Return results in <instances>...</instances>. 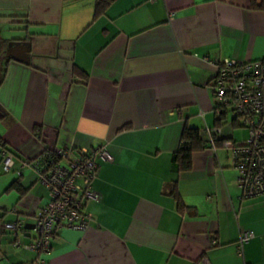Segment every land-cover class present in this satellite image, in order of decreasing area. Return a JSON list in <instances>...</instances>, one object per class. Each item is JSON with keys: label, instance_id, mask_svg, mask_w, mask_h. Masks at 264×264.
<instances>
[{"label": "crops", "instance_id": "crops-1", "mask_svg": "<svg viewBox=\"0 0 264 264\" xmlns=\"http://www.w3.org/2000/svg\"><path fill=\"white\" fill-rule=\"evenodd\" d=\"M96 1L0 0V18L23 24L20 37H0L4 52L14 41L27 49V61L0 62V138L15 155L9 172L0 168V264L37 257L22 244L48 200L17 158L98 145L111 160L98 162L88 227L59 230L45 264H264V194L242 197L230 150L219 142L214 153H193L187 172L171 161L184 127L216 122L215 66L204 57L264 61V9L250 0H108L96 12ZM245 231L254 237L239 253Z\"/></svg>", "mask_w": 264, "mask_h": 264}, {"label": "built area", "instance_id": "built-area-1", "mask_svg": "<svg viewBox=\"0 0 264 264\" xmlns=\"http://www.w3.org/2000/svg\"><path fill=\"white\" fill-rule=\"evenodd\" d=\"M152 1V0H150ZM215 66V74L208 87L213 100L216 117L232 113L231 123L246 130V137L234 142L223 140L220 127L204 126L202 135L207 148L215 152L217 141L230 150L237 170V185L243 198L264 194V61H240L235 58L208 59ZM231 140V141H229ZM20 169L34 170L47 191L48 200L36 212L28 243L17 241L23 248L37 254L24 264H45L50 251V241L61 229L85 230L91 219L85 204L97 200L92 187L99 161H110L111 156L104 145L91 149L73 147H49L33 159L17 158ZM15 164V155L2 149L0 168L9 172ZM1 227L16 233L18 223H2ZM251 231L241 234L237 249L253 238Z\"/></svg>", "mask_w": 264, "mask_h": 264}, {"label": "trees", "instance_id": "trees-1", "mask_svg": "<svg viewBox=\"0 0 264 264\" xmlns=\"http://www.w3.org/2000/svg\"><path fill=\"white\" fill-rule=\"evenodd\" d=\"M108 4V0H97L96 1V12L102 9L105 5ZM250 7L255 10H261L264 9V0H250ZM6 114L4 111L0 109V119H4ZM225 117L222 116L216 117V122L214 124V127H220L221 128V119ZM235 126V124L233 125ZM240 127V126H238ZM34 134L38 137H40V127L35 126L33 128ZM223 140H228L231 139L234 142H237L236 140H233L230 137H225L223 133ZM222 141H217L216 144ZM223 143V142H222ZM0 146L3 149L8 150L6 148L5 144L1 141L0 138ZM207 148V142L206 138L202 135L201 131L194 129V128H189V127H184L181 138H180V145L178 149L173 153L172 155V167L176 172H187L191 169L192 166V155L193 153L201 150H205ZM9 151V150H8ZM11 152V151H10ZM14 186H17L16 183H14ZM18 192H20V189L17 188ZM182 203L180 200H178V206L181 208Z\"/></svg>", "mask_w": 264, "mask_h": 264}, {"label": "rangeland", "instance_id": "rangeland-1", "mask_svg": "<svg viewBox=\"0 0 264 264\" xmlns=\"http://www.w3.org/2000/svg\"><path fill=\"white\" fill-rule=\"evenodd\" d=\"M23 24L19 21L0 18V37L2 39H15L22 35ZM1 39V41H2ZM0 41V62L4 57V49L1 46ZM232 119V113L230 110L227 111L225 117L221 119V128L227 136H231L233 140L241 141L246 137V131L238 126H231L230 122ZM231 141V140H229ZM33 227V225H32Z\"/></svg>", "mask_w": 264, "mask_h": 264}, {"label": "water", "instance_id": "water-1", "mask_svg": "<svg viewBox=\"0 0 264 264\" xmlns=\"http://www.w3.org/2000/svg\"><path fill=\"white\" fill-rule=\"evenodd\" d=\"M26 45L19 44L18 41L12 42V45L8 47V49L4 52V58H13V59H19L23 61H27L26 58Z\"/></svg>", "mask_w": 264, "mask_h": 264}]
</instances>
